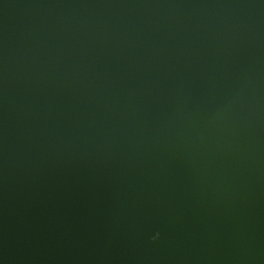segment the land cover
Masks as SVG:
<instances>
[{"label": "water", "instance_id": "obj_1", "mask_svg": "<svg viewBox=\"0 0 264 264\" xmlns=\"http://www.w3.org/2000/svg\"><path fill=\"white\" fill-rule=\"evenodd\" d=\"M0 264H264V0H0Z\"/></svg>", "mask_w": 264, "mask_h": 264}]
</instances>
